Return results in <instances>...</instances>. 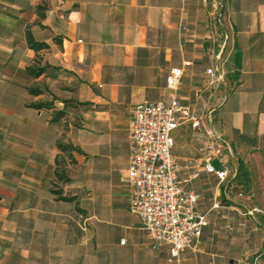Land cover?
<instances>
[{"label": "crops", "instance_id": "0c3cea01", "mask_svg": "<svg viewBox=\"0 0 264 264\" xmlns=\"http://www.w3.org/2000/svg\"><path fill=\"white\" fill-rule=\"evenodd\" d=\"M174 67L203 126L182 123L173 154L210 217L178 256L153 247L128 180L132 108L168 100ZM210 129L223 153L207 161ZM0 264H264V0H0Z\"/></svg>", "mask_w": 264, "mask_h": 264}, {"label": "built area", "instance_id": "2783aa9c", "mask_svg": "<svg viewBox=\"0 0 264 264\" xmlns=\"http://www.w3.org/2000/svg\"><path fill=\"white\" fill-rule=\"evenodd\" d=\"M189 65L191 61H184V66ZM183 73L181 67L172 68L167 77V86L172 89L170 98L136 103L129 123L130 211L138 215L150 231L153 247L169 245L173 256H178L185 248L195 247L210 223L208 213L198 207L199 194L191 186L199 172L184 177L191 164L180 161L173 154V133L182 123L189 122L196 130L203 126V118L178 97ZM207 73L217 81L224 79L219 67L211 66ZM208 134L209 141H202L199 137V150L210 161L213 157L222 156L223 146L213 141L219 136L217 132L210 129ZM206 169L210 172L215 170L209 162ZM255 210L257 208L251 213ZM121 242L125 243V240Z\"/></svg>", "mask_w": 264, "mask_h": 264}, {"label": "trees", "instance_id": "16d2710c", "mask_svg": "<svg viewBox=\"0 0 264 264\" xmlns=\"http://www.w3.org/2000/svg\"><path fill=\"white\" fill-rule=\"evenodd\" d=\"M40 7H42V6H40ZM40 15H41V17H45L44 13H41ZM27 39H28V43H29L30 48H32L34 50L38 51V50L45 49L48 47V44L46 42L36 40L30 29L27 33ZM28 70L32 76L38 77V76H40L46 72V67L45 66H37V65L33 64V65H30L28 67ZM28 90L33 95H39V94L45 93V91H48L46 89H40V88H37L35 86L28 87ZM32 105L37 107V108H43V107L53 108L54 102H37V103H33ZM76 106L80 107L81 109L89 110V109L93 108V103L92 102H77ZM65 115H66V111L64 109L56 110V112L53 116V121H58L59 119H62L63 117H65ZM60 146H61V149L65 150V151H67L68 149L70 150L71 148L73 149V146H71V145L60 144ZM57 177H58L59 181H62V182L68 181V176L66 175L65 170L62 167H60V162H59V168L57 170ZM55 191L57 193H61L60 190H55ZM60 199H66L67 200L68 198L61 196Z\"/></svg>", "mask_w": 264, "mask_h": 264}, {"label": "rangeland", "instance_id": "374dc122", "mask_svg": "<svg viewBox=\"0 0 264 264\" xmlns=\"http://www.w3.org/2000/svg\"><path fill=\"white\" fill-rule=\"evenodd\" d=\"M74 106H75V105L72 103V104L69 105V108H70V107L73 108ZM214 164L217 165V162H214Z\"/></svg>", "mask_w": 264, "mask_h": 264}, {"label": "water", "instance_id": "95a60500", "mask_svg": "<svg viewBox=\"0 0 264 264\" xmlns=\"http://www.w3.org/2000/svg\"><path fill=\"white\" fill-rule=\"evenodd\" d=\"M223 49H224V47L222 48V51H221V53H220V56H221V54H222V52H223Z\"/></svg>", "mask_w": 264, "mask_h": 264}]
</instances>
